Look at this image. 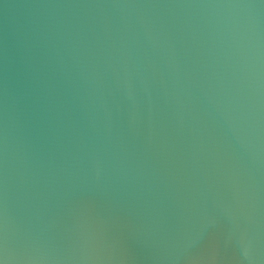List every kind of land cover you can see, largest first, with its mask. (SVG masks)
<instances>
[{
  "label": "water",
  "instance_id": "water-1",
  "mask_svg": "<svg viewBox=\"0 0 264 264\" xmlns=\"http://www.w3.org/2000/svg\"><path fill=\"white\" fill-rule=\"evenodd\" d=\"M0 264H264V0H0Z\"/></svg>",
  "mask_w": 264,
  "mask_h": 264
}]
</instances>
